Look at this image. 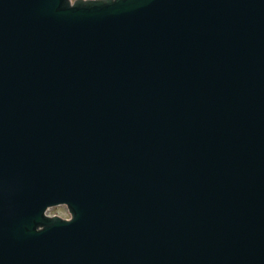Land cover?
I'll return each instance as SVG.
<instances>
[{"label": "water", "instance_id": "95a60500", "mask_svg": "<svg viewBox=\"0 0 264 264\" xmlns=\"http://www.w3.org/2000/svg\"><path fill=\"white\" fill-rule=\"evenodd\" d=\"M0 264H264V0H0Z\"/></svg>", "mask_w": 264, "mask_h": 264}, {"label": "rangeland", "instance_id": "374dc122", "mask_svg": "<svg viewBox=\"0 0 264 264\" xmlns=\"http://www.w3.org/2000/svg\"><path fill=\"white\" fill-rule=\"evenodd\" d=\"M76 0H71V2L74 4ZM49 215H58L62 218H70L71 213L68 211V207L65 205L55 206L49 209L48 211Z\"/></svg>", "mask_w": 264, "mask_h": 264}]
</instances>
